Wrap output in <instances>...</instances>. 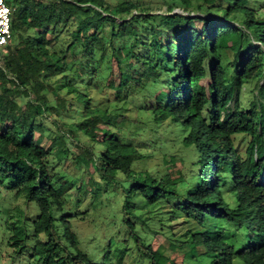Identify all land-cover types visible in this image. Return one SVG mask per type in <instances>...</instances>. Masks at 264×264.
Returning <instances> with one entry per match:
<instances>
[{"label": "trees", "instance_id": "16d2710c", "mask_svg": "<svg viewBox=\"0 0 264 264\" xmlns=\"http://www.w3.org/2000/svg\"><path fill=\"white\" fill-rule=\"evenodd\" d=\"M171 1L165 13H152L143 0H6L11 40L0 50V189L35 209L31 216L19 205L8 209L0 195L12 259L28 253L26 264H95L70 223L85 189L63 181L51 161L69 154V138L72 161L88 171L95 190L88 208L102 205L101 194L121 200L118 264L131 250L140 262H170L137 228L138 203H171L168 227L179 218L186 225L171 244L186 259L264 264V9L249 0H195L194 7ZM205 8L219 13L209 17ZM113 65L118 85L109 90ZM253 81L256 94L242 107V88ZM141 117L166 123L189 150L177 177L133 168L143 155L126 129ZM239 134L248 139L243 155L234 146ZM114 246L105 243L102 264H114Z\"/></svg>", "mask_w": 264, "mask_h": 264}, {"label": "rangeland", "instance_id": "374dc122", "mask_svg": "<svg viewBox=\"0 0 264 264\" xmlns=\"http://www.w3.org/2000/svg\"><path fill=\"white\" fill-rule=\"evenodd\" d=\"M149 3V8L152 13H165L167 7L172 3L171 0H143ZM193 7L197 3L195 0H191ZM250 7L258 9H264V0H249ZM188 10L193 11V14H199V12L192 10V7H188ZM205 14L209 17H215L219 12L216 8H205ZM174 12L181 13L182 9L178 6L175 7ZM108 36V35H107ZM209 80H204L205 86L208 85ZM106 84L111 90L118 85V71L113 65L110 71ZM260 84V82H259ZM258 82H250L243 86L240 101L241 106L247 108L250 101L253 100L256 94V87ZM22 98L18 101L21 102ZM130 115L134 117V113L130 112ZM141 123L133 126H128L126 129L127 136L130 141L143 155L141 160L134 163L133 168L136 171H149L156 174L157 177L164 173L170 174L172 178L178 176L179 171L186 167L190 162L191 155L189 150L184 148L179 140L174 138L170 129L166 123L161 125L152 124L148 119L141 117L139 120ZM51 132L46 131L47 135H54L55 127L53 125H47ZM38 135V134H36ZM248 139L242 135L234 136V146L239 153L243 155ZM85 143V140L83 139ZM50 140L44 137L42 145L47 147ZM66 148L69 149V154L63 157V154H55L51 156V161L54 164V170L62 177L63 181H70L75 187H83L85 192L79 194L80 204L77 207L79 214L70 219L71 229L77 235L79 239L80 248L88 255L89 259L95 264H102L103 255L105 252V243L111 241L115 244L112 247L110 256L114 260V264H118L116 259L120 257L121 253L117 249L116 244L124 236L121 224V215L118 213L121 200L113 195L101 194L97 200V204L101 206L97 210H93L90 206V202L94 200L92 198V192L95 190L90 187V174L85 171L84 168L78 170L74 165L72 159L76 155V148L72 144L71 139L67 138ZM62 157V158H61ZM61 158V159H60ZM110 189V188H109ZM75 190H72V193ZM6 190L0 189V195L4 196L3 206L9 207L20 206L26 209V214L29 216L35 214V209L27 204L23 205L21 200L14 201L9 195H6ZM101 200V201H100ZM171 205V203H170ZM169 204L157 206L155 208H143L142 203H138V211L136 212L141 216L142 220H135L138 229L146 231L147 238L150 240V245L153 249L158 246H163L165 249L164 255L169 258L168 264H206L207 257H199L196 259H186L184 253L179 248H173L171 240L181 239L180 235L183 233L186 225L182 223V218H179L176 223H173L171 227L166 221L169 211ZM143 208V209H142ZM141 209V210H140ZM9 213L4 215V218ZM104 219V220H103ZM173 232V236L170 230ZM120 229V233H119ZM120 235V237H119ZM10 231L6 228L4 220L0 222V264H26L29 254H24L17 258H11V249L7 245ZM171 239V240H170ZM131 242V241H129ZM116 248V249H114ZM198 252H203L201 248L197 249ZM130 260H133L134 264H147L145 261L140 262V258L134 250L129 252V257L126 263L129 264ZM122 264V263H121Z\"/></svg>", "mask_w": 264, "mask_h": 264}, {"label": "built area", "instance_id": "2783aa9c", "mask_svg": "<svg viewBox=\"0 0 264 264\" xmlns=\"http://www.w3.org/2000/svg\"><path fill=\"white\" fill-rule=\"evenodd\" d=\"M10 14L11 8L6 0H0V50L5 48L11 40Z\"/></svg>", "mask_w": 264, "mask_h": 264}]
</instances>
